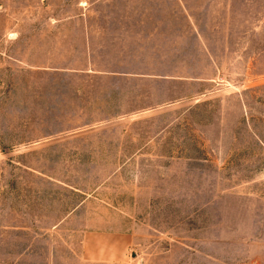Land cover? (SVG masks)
I'll use <instances>...</instances> for the list:
<instances>
[{"label": "rangeland", "instance_id": "374dc122", "mask_svg": "<svg viewBox=\"0 0 264 264\" xmlns=\"http://www.w3.org/2000/svg\"><path fill=\"white\" fill-rule=\"evenodd\" d=\"M0 264H264V0H0Z\"/></svg>", "mask_w": 264, "mask_h": 264}, {"label": "crops", "instance_id": "0c3cea01", "mask_svg": "<svg viewBox=\"0 0 264 264\" xmlns=\"http://www.w3.org/2000/svg\"><path fill=\"white\" fill-rule=\"evenodd\" d=\"M89 75H114V72H104L89 70ZM121 74V73H119ZM115 76V75H114ZM100 242H96L89 239L87 241V253L86 257L90 260L96 261H110L115 260L116 256H119L121 250L124 247H128L131 244V236L128 233H105L100 235Z\"/></svg>", "mask_w": 264, "mask_h": 264}]
</instances>
